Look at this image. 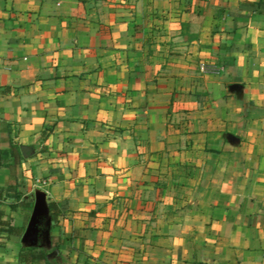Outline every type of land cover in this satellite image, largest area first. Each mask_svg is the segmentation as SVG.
Returning a JSON list of instances; mask_svg holds the SVG:
<instances>
[{
	"label": "crops",
	"instance_id": "1",
	"mask_svg": "<svg viewBox=\"0 0 264 264\" xmlns=\"http://www.w3.org/2000/svg\"><path fill=\"white\" fill-rule=\"evenodd\" d=\"M0 91V264H264V0H0Z\"/></svg>",
	"mask_w": 264,
	"mask_h": 264
},
{
	"label": "trees",
	"instance_id": "2",
	"mask_svg": "<svg viewBox=\"0 0 264 264\" xmlns=\"http://www.w3.org/2000/svg\"><path fill=\"white\" fill-rule=\"evenodd\" d=\"M1 91H4V90H1ZM2 152L3 151L0 150V154H2ZM15 207L17 208L16 205H15ZM49 207L52 210L55 207V205L53 203H49ZM0 225H5L6 226V230L9 231V232H12V231H16L17 230L16 227H14L13 225H11L9 223V221L2 220V221H0ZM31 251H32V249H29V250H27L25 252L22 251L20 253V261H21V263L23 262L25 264L26 261L29 260V259H31L32 261H34V260L35 261H42V260H44L46 262L48 261L47 260L46 253L44 251L41 250V252H39L38 255L31 254Z\"/></svg>",
	"mask_w": 264,
	"mask_h": 264
}]
</instances>
